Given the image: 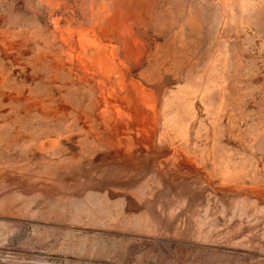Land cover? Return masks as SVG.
Here are the masks:
<instances>
[{
	"label": "rangeland",
	"instance_id": "1",
	"mask_svg": "<svg viewBox=\"0 0 264 264\" xmlns=\"http://www.w3.org/2000/svg\"><path fill=\"white\" fill-rule=\"evenodd\" d=\"M0 264H264V0H0Z\"/></svg>",
	"mask_w": 264,
	"mask_h": 264
}]
</instances>
